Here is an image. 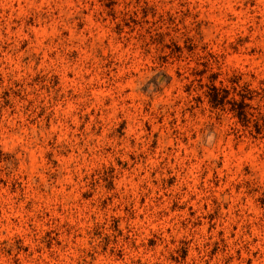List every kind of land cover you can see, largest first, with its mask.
Returning a JSON list of instances; mask_svg holds the SVG:
<instances>
[{
    "label": "rangeland",
    "instance_id": "obj_1",
    "mask_svg": "<svg viewBox=\"0 0 264 264\" xmlns=\"http://www.w3.org/2000/svg\"><path fill=\"white\" fill-rule=\"evenodd\" d=\"M0 264H264V0H0Z\"/></svg>",
    "mask_w": 264,
    "mask_h": 264
},
{
    "label": "trees",
    "instance_id": "obj_2",
    "mask_svg": "<svg viewBox=\"0 0 264 264\" xmlns=\"http://www.w3.org/2000/svg\"><path fill=\"white\" fill-rule=\"evenodd\" d=\"M213 100H214V98L211 99V101H213Z\"/></svg>",
    "mask_w": 264,
    "mask_h": 264
}]
</instances>
